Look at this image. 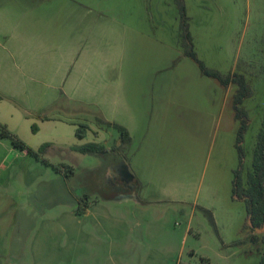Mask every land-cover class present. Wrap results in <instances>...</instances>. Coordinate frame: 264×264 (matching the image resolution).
I'll use <instances>...</instances> for the list:
<instances>
[{
	"label": "rangeland",
	"instance_id": "1",
	"mask_svg": "<svg viewBox=\"0 0 264 264\" xmlns=\"http://www.w3.org/2000/svg\"><path fill=\"white\" fill-rule=\"evenodd\" d=\"M184 3L199 59L223 75H245L252 87L253 96L243 105L250 120L243 143L245 174L252 168L264 119V0ZM46 10L62 13L59 18L76 15L80 24L85 16L92 19L94 28V19L100 18L119 29L116 45L111 43L115 47L111 54L118 60L108 74L110 80L126 65L127 39L133 43L135 70L152 68L164 55L171 56L160 61L158 69L176 67L180 62L177 52H183L181 19L174 0H0V126L35 151L51 144L34 157L0 134V264H202L203 260L259 264L263 243L234 245L231 221L214 203L213 194L232 195L234 171L239 167L235 144L240 124L225 110L224 120L229 113L230 123L217 126L216 139L205 142L197 160L183 162L178 172L168 170L166 162L154 164L155 170L146 173L152 183L138 193L152 203L139 205L134 197L121 199L102 190L94 183L106 178L104 157L84 155L73 147L102 143L113 148L120 134L102 130L105 127L96 121L104 118L99 111L66 94L74 64L85 50L77 46L73 52L77 40L69 32L75 27L73 21L37 20L50 16ZM12 18L22 25L16 34ZM86 44L88 52L90 41L84 40ZM98 46L90 51L110 54ZM188 61L196 73L191 100L205 108L204 82L217 89L221 86L204 76L192 59ZM2 68L13 75L17 72V77L4 76ZM164 80L165 93L180 90L172 71L164 70L153 83L159 86ZM133 84L135 114L144 84L140 77ZM153 120L146 121L152 132L156 128ZM140 121L137 118L136 124ZM186 127L179 120L164 129L179 130L185 148ZM79 128L84 129L82 137L77 134ZM163 139L171 140L167 135ZM126 153L122 152L123 158ZM185 153L175 152L186 159ZM62 165L74 167V177L68 178ZM85 193L90 197L79 204L76 198ZM175 197L184 203L170 202ZM160 198L167 201L154 202Z\"/></svg>",
	"mask_w": 264,
	"mask_h": 264
},
{
	"label": "crops",
	"instance_id": "2",
	"mask_svg": "<svg viewBox=\"0 0 264 264\" xmlns=\"http://www.w3.org/2000/svg\"><path fill=\"white\" fill-rule=\"evenodd\" d=\"M44 12H49L50 16H48V14L47 16H40V18H37L39 22L51 21L53 24L56 20L61 21L67 18L75 23V27L72 26L73 29L69 31L72 36L77 39L76 45L73 46V52H75L77 46H83L85 52L79 55L74 64L73 74L71 78L69 77L70 87L69 90L66 91V94H68L69 97L74 96L78 101L89 105L91 104L107 122L124 126L129 131L132 144L126 150L127 158L122 157L121 151H117L115 156L117 160L124 161L128 166L131 174L134 175V178L138 182L140 189H143L146 184L152 183V181L148 179L146 173L155 170L154 164L157 165L161 162H166L169 166V168H167L168 170H176V172H178L183 162L191 163L193 159L197 160L201 148H204L207 140L214 142L216 139L217 126L224 121H226L227 124L230 123L229 113L235 119L232 107V98L237 90L235 85H231L227 89L222 86L220 89H217L214 85L210 86L204 82L206 84L204 92L207 96L205 108L200 109L196 103H193L191 100L193 98L191 88L196 73L193 72V68L188 61L190 58L184 55V51L177 52V61L180 62L178 65L174 64L177 65L176 67H167V69H161L160 67L159 70L158 63L168 60L171 56L165 57L164 55L162 60L160 58L156 59L157 62L154 63L152 68L148 70H135L132 67L133 55H131L133 43L127 39L126 65L121 71H118L120 74H118L116 79L110 80L108 79V74L114 69L112 66L118 60L116 55L111 54L115 48L111 43L116 45L117 39L120 36L119 29L100 18L94 19L95 22L93 23L97 24L94 28V26L90 24L92 22H89L92 19L87 20L85 16L82 17L84 21L80 24V17L76 15H64L59 18L57 15L62 13L48 10ZM64 12L67 14L73 13L68 10ZM12 19L15 29L14 32L16 34L18 30L22 29V25L17 21V18ZM84 40H87V42L90 41L88 52H86L85 49L87 44L83 45ZM97 42H101L102 44L99 46H104L107 51H110V54L92 53L90 50L91 48H97ZM170 60L172 61L173 58ZM164 70L175 73L180 88L178 92L174 94L165 93L164 88H166L165 84L167 80H164L163 84L159 86L153 83V79L161 76ZM1 72L7 77H17V72L13 71V75L9 72V69L2 68ZM136 77L141 78V83L144 84V87L141 88L139 106L137 113L135 112L134 114L135 86L133 83ZM120 84L124 86L123 89L119 88ZM225 110L229 112L226 120H224ZM137 118L141 120L138 124H136ZM149 118L152 120L154 119L153 121L156 128L153 132L150 128L148 129L146 127V121ZM179 120L182 122L184 121L187 125L185 148L182 133L179 130L174 131L168 129L167 131V128L164 129V126L175 124ZM201 124L202 126L200 127ZM165 135L169 136L171 140L167 141L165 139L164 141L163 137ZM117 146H114V148ZM105 147L110 149L106 145ZM183 150L186 152V159L181 155L177 156L175 154L176 151L182 153ZM246 174L245 172L244 178H246ZM213 195L216 198L214 203L220 205V212H222L220 214L231 221L230 228L232 235L234 234L233 240L243 241L240 246H256L254 244L255 242L251 239L252 230L246 228V226L250 225L246 205L243 201L234 197L233 184L231 197L225 195L221 198L218 194ZM120 198L124 199L123 197ZM169 200L172 203H184V200L179 197L170 198ZM144 201L152 203L142 197H138L137 203L143 205ZM161 201H167V199L160 198L154 200V202ZM215 215L217 218V213ZM248 238L249 240H247Z\"/></svg>",
	"mask_w": 264,
	"mask_h": 264
},
{
	"label": "trees",
	"instance_id": "3",
	"mask_svg": "<svg viewBox=\"0 0 264 264\" xmlns=\"http://www.w3.org/2000/svg\"><path fill=\"white\" fill-rule=\"evenodd\" d=\"M180 14V45L184 51V55L192 59L200 68L202 74L206 77L213 78L223 88H229L231 85H235L237 90L232 98V107L235 114V120L240 123V127L237 133V139L235 148L239 156V167L234 171L233 178V195L236 199L241 200L246 205V210L249 217L250 225L246 228L252 230L251 239L254 242L261 241L264 245V235L259 238V235L255 233L256 229L264 227V119L262 121L261 130L256 139V145L253 151L252 168L244 178V160L245 150L243 147L245 134L249 129V115L248 111L244 108V102L253 96V90L250 86L247 78L243 74L230 73L223 75L222 73L208 69L205 64L199 59L193 42V37L189 31V18L187 16V9L184 0H174ZM42 120H50L49 117H41ZM96 121L102 130L114 129L120 134L118 140V146L113 147L115 152L126 151L132 144V138L129 131L119 124H113L107 122L104 118H96ZM3 129V130H2ZM0 134L2 137H8L12 139V143L16 148L26 151L29 155L39 157L40 154L45 153L51 144H43L37 151L28 147L26 144L20 142L10 132L0 126ZM79 136H84V129L79 128L77 130ZM74 151L80 152L84 155L103 154L107 151L105 145L100 143H89L84 146L73 147ZM65 169L64 173L68 178H71L75 174V168L70 165H62ZM89 196H86L88 198ZM243 241H237L234 245H241ZM202 264H209L203 260ZM259 264H264V251L260 254Z\"/></svg>",
	"mask_w": 264,
	"mask_h": 264
},
{
	"label": "flooded vegetation",
	"instance_id": "4",
	"mask_svg": "<svg viewBox=\"0 0 264 264\" xmlns=\"http://www.w3.org/2000/svg\"><path fill=\"white\" fill-rule=\"evenodd\" d=\"M94 155L104 157L105 169L103 172H105L106 175V178L103 181L101 179L98 181L99 183L94 184H100L99 187L102 188V190H109L115 196L123 198L131 197L134 194L138 196L140 190L138 182L135 178H131L126 165L123 163L124 161L116 159V152L113 148L107 149V151L103 154ZM86 196L90 197L88 193H85L83 197L79 199L76 198L77 202L79 204L86 202Z\"/></svg>",
	"mask_w": 264,
	"mask_h": 264
},
{
	"label": "water",
	"instance_id": "5",
	"mask_svg": "<svg viewBox=\"0 0 264 264\" xmlns=\"http://www.w3.org/2000/svg\"><path fill=\"white\" fill-rule=\"evenodd\" d=\"M220 85V84H219ZM221 86V85H220ZM124 163V162H123ZM125 164V163H124ZM126 165V164H125ZM126 167H127V170H128V173H130V175H131V178L133 179L134 178V175L133 174H131V172H130V170H129V168H128V166L126 165ZM131 197H134V198H132V199H134L135 201H138V196L137 195H133V196H131ZM250 223V222H249ZM255 233L257 234V235H261V234H264V227H262V228H259V229H256L255 230Z\"/></svg>",
	"mask_w": 264,
	"mask_h": 264
}]
</instances>
